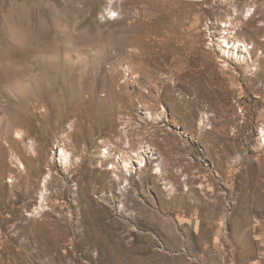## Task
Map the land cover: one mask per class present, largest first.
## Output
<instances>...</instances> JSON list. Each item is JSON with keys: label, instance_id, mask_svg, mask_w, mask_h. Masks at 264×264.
Masks as SVG:
<instances>
[{"label": "rangeland", "instance_id": "rangeland-1", "mask_svg": "<svg viewBox=\"0 0 264 264\" xmlns=\"http://www.w3.org/2000/svg\"><path fill=\"white\" fill-rule=\"evenodd\" d=\"M226 1L0 0V264H264V0Z\"/></svg>", "mask_w": 264, "mask_h": 264}, {"label": "bare ground", "instance_id": "bare-ground-1", "mask_svg": "<svg viewBox=\"0 0 264 264\" xmlns=\"http://www.w3.org/2000/svg\"><path fill=\"white\" fill-rule=\"evenodd\" d=\"M226 1V0H224ZM228 2V0L226 1ZM256 4V0H250L246 5L248 6V14L250 18L253 17L254 13L252 12V8L254 9V5ZM235 8L237 7L235 3L233 4ZM237 10V9H236ZM233 20V19H232ZM230 23H232L230 21ZM218 48L223 52L225 56L228 57H234L242 60H248L251 57V50L248 48L247 44L240 40L236 39L233 44H231L228 39H224V43L218 42ZM153 150L147 145L139 148L137 151V156L133 158L132 156L128 155V158H123L120 160L121 167L123 169H129L132 165H135V163L142 164V162L145 160V155L146 153H152ZM107 153L109 154L110 152L107 150ZM61 160L65 164L69 163V155L65 153V150L62 148L61 149ZM132 164V165H131Z\"/></svg>", "mask_w": 264, "mask_h": 264}]
</instances>
